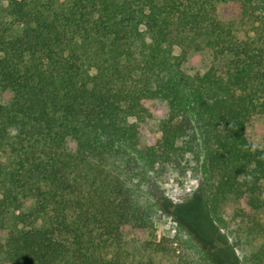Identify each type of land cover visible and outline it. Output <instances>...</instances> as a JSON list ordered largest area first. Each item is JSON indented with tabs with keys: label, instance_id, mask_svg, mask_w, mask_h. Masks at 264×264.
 <instances>
[{
	"label": "trees",
	"instance_id": "16d2710c",
	"mask_svg": "<svg viewBox=\"0 0 264 264\" xmlns=\"http://www.w3.org/2000/svg\"><path fill=\"white\" fill-rule=\"evenodd\" d=\"M0 92V263L159 264L153 215L173 205L150 171L169 166L199 173L233 263L264 264V144L245 135L264 118V0H9ZM154 101L167 114L145 144ZM229 197L244 206L226 223Z\"/></svg>",
	"mask_w": 264,
	"mask_h": 264
},
{
	"label": "rangeland",
	"instance_id": "374dc122",
	"mask_svg": "<svg viewBox=\"0 0 264 264\" xmlns=\"http://www.w3.org/2000/svg\"><path fill=\"white\" fill-rule=\"evenodd\" d=\"M9 0H0V18L4 17ZM217 12L224 18L233 17L230 7L219 4ZM173 53L179 54L178 48ZM210 61L209 54L190 53L186 61V68L189 72L202 71ZM8 93L0 92V100H6ZM150 117L145 121V131L142 135V142L151 144L160 135L158 131L160 120L167 114L165 104L161 102H149L147 104ZM130 122L132 119L129 120ZM245 135L250 142L258 147L264 144V118L256 117L251 119L246 127ZM68 147L73 150L72 142ZM154 183V191L165 203L173 205V209L166 208L156 210L154 218V229L157 241L166 240L168 253L158 255L156 261L159 264H173L184 260L190 264H234L226 248L229 244L234 245L232 237L226 234L225 229L219 233L210 225L205 214L202 203V194L199 191V173L189 170H173L169 166H158L150 171ZM145 199L153 202L151 194L143 189ZM142 198V202H144ZM242 200L229 197L225 201L217 203V214L224 222H228L237 207H243ZM220 225V224H219ZM227 225V224H224ZM211 226V227H208ZM221 226V225H220ZM207 229H209L207 231ZM227 235V236H226ZM236 254L244 258L249 254L247 245H238ZM207 256V257H206ZM209 256V258H208ZM3 264V263H0Z\"/></svg>",
	"mask_w": 264,
	"mask_h": 264
}]
</instances>
